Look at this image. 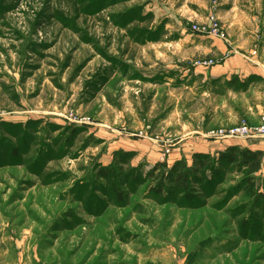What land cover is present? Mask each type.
I'll list each match as a JSON object with an SVG mask.
<instances>
[{
	"label": "rangeland",
	"instance_id": "rangeland-1",
	"mask_svg": "<svg viewBox=\"0 0 264 264\" xmlns=\"http://www.w3.org/2000/svg\"><path fill=\"white\" fill-rule=\"evenodd\" d=\"M261 115L264 0H0V264H264Z\"/></svg>",
	"mask_w": 264,
	"mask_h": 264
},
{
	"label": "trees",
	"instance_id": "trees-1",
	"mask_svg": "<svg viewBox=\"0 0 264 264\" xmlns=\"http://www.w3.org/2000/svg\"><path fill=\"white\" fill-rule=\"evenodd\" d=\"M199 156L200 155H198V157ZM220 160L226 161L228 164H234L236 167H238L239 170L245 174V182H247L248 180L250 181L251 178H253V176L251 175L258 171L260 168L261 151L252 150L247 147H240V145L238 144H233L227 146L226 151L220 153ZM198 162L200 161L198 160ZM159 166L160 164H156L151 169L150 174L152 175L153 171ZM112 171L113 170H109L108 168H102L100 169L99 174L100 176L109 178L112 174ZM191 174V169L189 167L186 168L184 164L176 162L171 166L166 176L164 174H161V177L153 187V190L156 193H161L166 177L171 182L173 187L179 188L181 190H187L192 180ZM250 186L251 185L249 184L248 189L251 188Z\"/></svg>",
	"mask_w": 264,
	"mask_h": 264
},
{
	"label": "built area",
	"instance_id": "built-area-1",
	"mask_svg": "<svg viewBox=\"0 0 264 264\" xmlns=\"http://www.w3.org/2000/svg\"><path fill=\"white\" fill-rule=\"evenodd\" d=\"M208 28H201L199 26H193V30L203 33H214L217 37L222 38L224 36L222 30H218L213 25L207 26ZM216 138H262L264 140V115H261L259 121L255 125H250L247 122H242L237 125L230 126L228 128H218L212 133ZM264 144V143H263Z\"/></svg>",
	"mask_w": 264,
	"mask_h": 264
},
{
	"label": "crops",
	"instance_id": "crops-1",
	"mask_svg": "<svg viewBox=\"0 0 264 264\" xmlns=\"http://www.w3.org/2000/svg\"><path fill=\"white\" fill-rule=\"evenodd\" d=\"M241 61V59H239L238 57H229L227 59H225L220 65H217L216 69L217 71H219L220 75L221 74H241V70H237L238 68H240V66L238 67V64H240L239 62ZM243 64V61L241 63V65ZM242 67V66H241ZM233 145L232 143H229L228 145ZM227 146V145H226ZM264 146V145H263ZM244 147H247L249 149H252V150H260L261 148L258 147L256 149L254 148H251L249 146H244Z\"/></svg>",
	"mask_w": 264,
	"mask_h": 264
}]
</instances>
